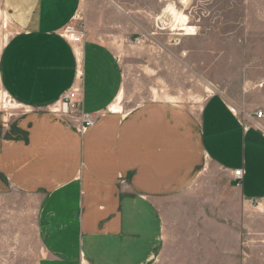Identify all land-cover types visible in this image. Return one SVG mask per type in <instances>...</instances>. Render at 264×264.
Masks as SVG:
<instances>
[{
  "label": "crops",
  "instance_id": "crops-1",
  "mask_svg": "<svg viewBox=\"0 0 264 264\" xmlns=\"http://www.w3.org/2000/svg\"><path fill=\"white\" fill-rule=\"evenodd\" d=\"M83 7L84 0H0L14 26L0 58V83L26 109L13 126L0 112V194L44 197L46 221L54 225L46 246L56 264H158L164 248L171 253L166 264H174L168 230L175 202L186 211L191 199L216 191L221 174L243 202H264V119L256 117L264 111V88L241 107L244 114L220 94L196 121L163 103L122 112L118 54L97 37L64 34ZM124 10L122 18H135V10ZM75 89L82 111L97 118L84 133L52 113ZM237 170L244 172L240 187ZM200 218L218 230L225 224ZM233 236L236 248L225 252L219 243L214 256L200 255L202 264H231L242 255L252 264V254L240 248L239 228Z\"/></svg>",
  "mask_w": 264,
  "mask_h": 264
},
{
  "label": "rangeland",
  "instance_id": "rangeland-1",
  "mask_svg": "<svg viewBox=\"0 0 264 264\" xmlns=\"http://www.w3.org/2000/svg\"><path fill=\"white\" fill-rule=\"evenodd\" d=\"M121 8L127 15L135 10V18H122ZM181 16L188 18L195 35L180 31L185 23ZM13 33L11 19L0 8V58ZM64 34L73 39L91 35L115 50L124 73L120 105L125 113L148 103H163L196 121L207 100L220 94L244 114L241 107L264 88V0H84L81 16ZM25 111L0 83V112L9 118V124L13 126ZM52 113L69 117L83 133L90 128L82 123L86 113L81 100L68 114L60 105ZM7 132L15 135L13 128ZM218 183L215 192L203 193L205 199L187 202L189 209L184 212L179 208L182 203H174L173 224L168 230L177 248L172 262L202 264L200 255L207 259L219 243L223 251L236 248L233 230L239 228L241 250L252 254L248 258L252 264H264V202H243L224 174ZM43 198L20 191L0 194V264L58 263L46 246L47 232L54 225L46 221L50 211L43 208ZM183 215L197 217L198 224ZM205 216L225 224L219 230L213 223L202 224L200 217ZM237 220L241 225L236 228L233 222ZM163 254L158 264L171 258L167 248ZM245 258L242 255L231 264H246ZM206 262L212 264L213 260Z\"/></svg>",
  "mask_w": 264,
  "mask_h": 264
},
{
  "label": "built area",
  "instance_id": "built-area-1",
  "mask_svg": "<svg viewBox=\"0 0 264 264\" xmlns=\"http://www.w3.org/2000/svg\"><path fill=\"white\" fill-rule=\"evenodd\" d=\"M80 91L79 90H72L68 93H66L62 100L60 101V106H61V110L63 111V113H67L70 110H73L76 107H79V103H80ZM80 99V100H79ZM256 117L259 120L264 119V111H259L256 114ZM82 123L85 127H91L96 123V118L94 116L85 114L82 117ZM234 177L237 179V181L240 183H242L243 178H244V172L243 170H237L234 172ZM241 186V184L239 185Z\"/></svg>",
  "mask_w": 264,
  "mask_h": 264
},
{
  "label": "bare ground",
  "instance_id": "bare-ground-1",
  "mask_svg": "<svg viewBox=\"0 0 264 264\" xmlns=\"http://www.w3.org/2000/svg\"><path fill=\"white\" fill-rule=\"evenodd\" d=\"M181 18H183V20L185 21V23H181V28H180V31H186V35L188 36H192V35H195V31H194V28L192 27H188V18L186 16H181ZM180 23V21H179Z\"/></svg>",
  "mask_w": 264,
  "mask_h": 264
}]
</instances>
